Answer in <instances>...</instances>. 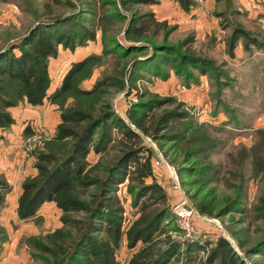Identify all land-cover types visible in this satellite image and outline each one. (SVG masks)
Instances as JSON below:
<instances>
[{
    "label": "trees",
    "instance_id": "16d2710c",
    "mask_svg": "<svg viewBox=\"0 0 264 264\" xmlns=\"http://www.w3.org/2000/svg\"><path fill=\"white\" fill-rule=\"evenodd\" d=\"M151 1L122 0V5ZM173 1L184 12L196 4L195 0ZM227 11L231 15L239 12L230 5ZM83 12L38 19L20 37L0 46V127L8 128L14 122L9 109L22 102L36 106L49 99L60 109L54 135L35 155L37 174L21 183L16 213L19 219H30L44 202L52 201L61 210V226L44 236L25 238L30 257L41 264H118L116 255L125 236L129 249L139 246L125 264H169L182 253V264H240L241 256L223 235L211 243L202 239L177 241L167 234L177 230L176 219L165 186L158 183L160 175L153 165L156 152L143 138L153 139L163 155L170 156L180 184H202L214 167L209 161L200 162V157L220 144L211 129H222L227 121L219 126L199 121L176 96L141 91L138 85L145 78L166 80L173 72L187 87L207 76L215 81L218 94L221 85H227L220 78L225 72L216 69L213 59L186 47L192 36L171 42L168 37L175 26L158 20L153 12H133L129 17L115 13L127 20L122 31L125 43L119 37L102 38L101 53L73 61L61 85L48 95L49 59L57 57L60 47L73 52L96 38L98 27L85 25ZM215 14L221 13L216 10ZM239 40L247 52H251V45L264 50L263 39L238 24L226 39L231 58ZM109 58L119 61V67L108 70L107 66L90 88L82 87L81 82L94 68L105 65ZM120 92L136 99L128 102L122 114L112 104L113 96ZM256 133L260 141L246 151L251 155L253 179L264 171V128ZM91 151L98 155L94 163L87 160ZM126 179L122 193H127L129 206L135 210L129 217L118 192ZM243 179L240 175L241 182ZM10 188L0 173V211ZM259 190L253 219L264 221V182ZM200 192L196 189L190 198L198 211L207 215L237 211L246 195L241 185L235 197L219 207L213 197L200 196ZM6 238L0 226V246ZM237 244L244 248L242 240ZM206 247L207 255L198 259V251ZM245 254L264 256V236L246 248Z\"/></svg>",
    "mask_w": 264,
    "mask_h": 264
},
{
    "label": "rangeland",
    "instance_id": "374dc122",
    "mask_svg": "<svg viewBox=\"0 0 264 264\" xmlns=\"http://www.w3.org/2000/svg\"><path fill=\"white\" fill-rule=\"evenodd\" d=\"M13 1L18 7H20V18L22 23H24V26H22L23 30H28L33 24H35L36 20L46 18L50 15H71L80 10L84 11V24L89 27H91V24H96L98 27L95 40L97 38L99 39L101 49L102 38L105 41L107 39L110 40V38L119 37L121 42H124L122 31L127 24V20L116 16L115 13H119L122 16L124 15L123 17H129L133 12L142 14L151 11L155 13L156 11L164 9L167 11V14H172L173 18H170L171 20L164 19L168 22V25L175 26L168 39L171 42H177L187 36H192L193 40L189 41V43L186 44V47L193 52L203 54L213 59L215 65L218 67H216V69L225 72L226 74V76L224 73L220 75V78L226 81L227 85H221L218 94L216 92L215 81H212L206 76L208 82L205 89L207 91L202 92L200 90H195L192 92V98L196 99L194 105H188L184 101L183 102L187 108H190L197 120L209 121L210 116L214 117L215 114L220 112L225 117L224 120L220 121V118H215L214 120L217 122L212 121L211 123L215 126H219L223 121H227L228 125L219 130L211 129L212 135L219 139L220 144L214 150L207 151L205 155L203 154L202 157H200V162L202 163L206 161L211 162L214 167L213 170L207 173L202 184L190 183L183 185L180 184L178 179L180 187L179 191L174 190V177H169L168 171V169L175 170L176 165L170 164V156L163 155L161 152L162 150L159 148L156 141L143 135L144 140L148 142L154 149V152H156V154H154L155 158L153 160V165L161 177V184L165 186L167 199L170 205L172 206L175 198L177 200L178 197L183 194L188 198L190 206L194 209L193 218L196 224V232L193 235L185 237V235L179 231L176 221L175 225L177 226V230H170L167 234H170L171 237L177 241H194L196 239H202L203 242L209 241L211 243L216 241L217 236L223 235L241 256L242 262L240 264H264L263 255L245 254L246 248L253 245L264 236V221L261 219H253V208L258 203L257 199L260 194L259 189L264 182V171L256 179L250 178V176L253 175L251 155L250 152L249 155L246 154V151H249L252 145L260 141V136L256 133V129L264 128V125L260 126L264 122V50L259 49L254 45L250 46L251 52H247L243 48V57L239 61L231 60L226 51V39L231 34L233 27L235 25L238 26V24L246 30L253 32L254 35L264 41V28L262 27V22L254 18L258 9H263L262 4L264 2H262V0H216L218 3L216 10L221 14L216 15L212 13L209 17L206 15H198L197 18H194L198 19V21L194 20L195 24H192L193 26H188V24H186V18L188 17L187 14H190V11L187 12V14H181L183 10L179 7L173 8L172 0H153V2L151 1L147 3L132 2L129 3L128 6L122 5V0ZM229 5L240 9L239 12L231 15L227 11ZM246 5L249 7V11L245 9ZM194 6H192V8ZM192 8L190 10H192ZM212 20L214 21V24H211L210 34L204 33L202 27L199 29L196 27L197 23L203 25L204 21L210 22ZM213 29H215L216 32H214ZM24 33H18L10 28L0 26V42L5 44L10 38L13 40L17 39ZM88 43L90 42L88 41L85 45ZM212 46L214 47L212 48ZM90 54L98 53L92 52ZM117 62L119 61L113 58L107 59L105 65L95 67L92 74L88 79L83 80L81 85L90 79L94 83V81L100 76L102 70H105L107 66L109 67L108 70H113L114 67L118 68L119 66L117 65ZM172 74L175 75L173 72ZM177 78L179 79V83L177 84L179 85L178 89L183 90L184 94H188L189 91L187 90L191 87H197L201 84L200 79L199 84L187 87L181 82L179 77ZM159 80L164 82L167 79L162 80L154 77L145 78L139 82V89L141 91L149 90L158 93L154 91V88L155 83ZM87 85H90V82H88ZM169 90L166 94L163 92L158 94L176 96L175 94H171ZM202 95L204 99L202 98ZM134 100H136L134 97L129 96L128 99L125 96V92H120L113 96L112 104L116 111L122 114L124 109L123 106H125V104L127 106L129 101ZM68 101H70V99ZM45 143L46 141L42 143L41 149L34 151V162H32V165L34 164L35 166V155L38 151L45 149ZM169 153L172 152L170 151ZM112 154L111 151L110 155ZM262 155L264 157V146L262 148ZM175 173L178 177L176 170ZM35 175L27 174L24 179ZM240 175L244 178L243 182L240 181ZM190 179L193 181V178ZM127 182L128 179H126L125 184L118 187V192L122 195L121 198L127 210L126 214L129 217V214L133 213L135 210H132L129 206L130 200L127 193L126 196H123L122 193L124 189H126L125 186ZM241 185L243 189H245L246 195L243 197L242 204L237 211H231L224 214H203L198 211L193 199L190 198L191 193L196 189H200V196L209 194L210 197H213L215 201L221 204L219 205L220 207L226 203H224V201L227 198L232 199L235 197V192L239 186L241 187ZM9 199H11V195H9ZM149 207L152 208V205ZM56 228L58 227L54 228L53 225H50L47 228L40 226L36 229L37 232L35 234L30 233L20 238L18 241L19 244H23L29 254V260L25 264H41L40 261H35L30 257V251L25 243V238L30 236H44ZM163 237V235L160 236V238ZM125 239L126 238L122 237L120 248L116 255L118 264H125L133 252L139 247L137 245L134 249H129L126 242H124ZM237 240H242L244 242V248H239ZM1 247L2 244L0 250ZM182 250L183 248H181V251ZM207 252L208 248L206 247L199 250L196 256L198 259L204 258L207 255ZM184 259V254L182 253L179 257L176 256L172 259L169 264H182Z\"/></svg>",
    "mask_w": 264,
    "mask_h": 264
},
{
    "label": "crops",
    "instance_id": "0c3cea01",
    "mask_svg": "<svg viewBox=\"0 0 264 264\" xmlns=\"http://www.w3.org/2000/svg\"><path fill=\"white\" fill-rule=\"evenodd\" d=\"M172 2L173 8H180L177 2L173 0ZM195 2L196 4L192 10H190V14L181 10V14L185 13L188 16L186 18V24H188V26H193L192 24H195L194 20L198 21V19H194L197 18L198 15H206L209 17L210 14H215L216 8L218 7L216 0H195ZM262 2H264V0H262ZM262 7V10L258 9L254 18L261 21L262 27L264 28V3L262 4ZM245 9L249 11V7L247 5L245 6ZM154 15L158 20H171L170 18H173L172 14H167V11L164 9L156 11ZM211 24H214L213 20L210 22L204 21L203 25L197 23L196 27L198 29L202 27L204 33L210 34ZM0 26L10 28L18 33H24L27 30L22 29L24 23H22L20 18V7H18L13 0H0ZM213 31L216 32L215 29H213ZM89 42L91 44L88 43L85 46H79L73 52L60 47L57 57L49 59L48 69L51 81L47 90L48 95L53 94V92H55V90L61 85L62 79L73 61L81 60L92 52L98 54L100 53L101 46L99 39L97 38L96 40ZM1 44L5 45L0 42V45ZM213 47L214 46H212V48ZM234 53V58H231L227 54L231 60L239 61L242 59V40L238 41L236 47L234 48ZM200 79V85L197 87H191L187 90L189 93L184 94L183 90L178 89L179 85L177 84L179 83V79L170 73V76L166 81H164L166 83L160 80L157 81L158 83H155L154 91L160 94L162 92L166 94L170 88L169 91L171 94H175L180 100L184 101L188 105H194L196 103V99L192 98V92L195 90H200L202 92L207 91L205 89L208 82L207 77L201 76ZM88 82H90V85H87ZM92 83L93 81L91 79L87 80L82 83V87L90 88ZM202 98L204 99L203 95ZM123 107L125 109L127 107L126 104ZM9 110L14 122L8 128L0 127V173L5 176L11 187L6 198V205L0 211V225L5 227L7 233V239L2 243L0 250V264H25L29 260V254L26 251L25 246L23 244H19L18 241L25 235L30 233L35 234L37 232L36 229L40 226H43L44 228H47L50 225H53L54 228L61 226V210L54 202L49 201L44 202L40 206L35 217L25 220L18 218L16 213L17 200L22 191L21 183L26 176V174H22L20 172V166L23 163V153L21 149L22 141L27 134H30L33 131H43L49 138L52 137L55 133L57 124L60 122V110L58 109V105L49 99H45L42 104L36 106L30 105L27 102H22L16 106L10 107ZM215 118H220L221 121L224 120L225 117L219 112L218 114H215L214 117L210 116L209 121L217 122L214 120ZM263 125L264 122L260 126ZM97 159L98 155L93 151L88 154L87 160L90 163H94ZM32 162H34V158H29L25 162L28 175L37 174V169L34 164L32 165ZM9 195H11V199H9ZM123 237L125 238V236ZM124 242H126V239Z\"/></svg>",
    "mask_w": 264,
    "mask_h": 264
},
{
    "label": "built area",
    "instance_id": "2783aa9c",
    "mask_svg": "<svg viewBox=\"0 0 264 264\" xmlns=\"http://www.w3.org/2000/svg\"><path fill=\"white\" fill-rule=\"evenodd\" d=\"M200 1V0H199ZM48 135L43 131H33L27 134L22 141V153H23V163L20 166V172L22 174H28L26 171V160L29 158H34V151L41 149V145L44 141L48 140ZM159 164V163H157ZM169 177L173 176L174 190L180 189L178 177L176 176L174 169H168ZM158 183H162L161 177L158 176ZM188 198L181 194L177 200L172 203L171 210L176 219L179 231L182 232L185 237H190L196 232V224L193 218L194 209L190 206Z\"/></svg>",
    "mask_w": 264,
    "mask_h": 264
}]
</instances>
